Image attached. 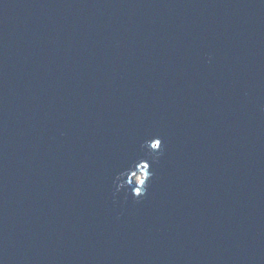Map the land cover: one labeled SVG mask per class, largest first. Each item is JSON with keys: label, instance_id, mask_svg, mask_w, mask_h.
Here are the masks:
<instances>
[{"label": "water", "instance_id": "obj_1", "mask_svg": "<svg viewBox=\"0 0 264 264\" xmlns=\"http://www.w3.org/2000/svg\"><path fill=\"white\" fill-rule=\"evenodd\" d=\"M0 264H264V0H0Z\"/></svg>", "mask_w": 264, "mask_h": 264}, {"label": "snow or ice", "instance_id": "obj_2", "mask_svg": "<svg viewBox=\"0 0 264 264\" xmlns=\"http://www.w3.org/2000/svg\"><path fill=\"white\" fill-rule=\"evenodd\" d=\"M153 147H157V145H153Z\"/></svg>", "mask_w": 264, "mask_h": 264}]
</instances>
